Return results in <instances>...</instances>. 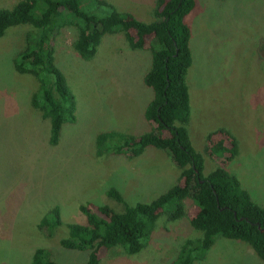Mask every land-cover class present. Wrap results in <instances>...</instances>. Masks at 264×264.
<instances>
[{"label":"rangeland","instance_id":"1","mask_svg":"<svg viewBox=\"0 0 264 264\" xmlns=\"http://www.w3.org/2000/svg\"><path fill=\"white\" fill-rule=\"evenodd\" d=\"M19 0H0L10 9ZM93 9L92 0H86ZM119 12L150 23L158 0H105ZM185 18L191 31L192 64L186 75L190 119L186 127L204 158V173L224 166L252 199L264 204V0H195ZM29 25L11 27L0 37V264H31L36 248L49 250L60 264H80L87 252L67 250L60 240L67 224H83L81 205L96 212L117 190L128 206L149 203L178 181L168 154L152 147L136 158L100 153L99 134L115 131L139 137L150 131L144 111L153 97L143 83L151 67L148 48L132 50L123 34L105 35L96 54L82 59L73 47L76 31L60 29L51 41L56 67L75 97L74 123H64L59 142L49 144L50 123L31 105L37 80L14 69ZM149 44V43H148ZM219 130L237 141L229 162L207 152V136ZM226 136H217V138ZM228 145V141H225ZM54 208L60 225L38 228ZM182 219L161 215L145 247L135 255L100 250L99 264H170L181 244L201 233L190 226L196 206L185 201ZM195 264H264L245 242L215 237Z\"/></svg>","mask_w":264,"mask_h":264},{"label":"trees","instance_id":"2","mask_svg":"<svg viewBox=\"0 0 264 264\" xmlns=\"http://www.w3.org/2000/svg\"><path fill=\"white\" fill-rule=\"evenodd\" d=\"M19 0L10 9H0V37L7 29L29 25L26 44L14 59V69L32 75L38 89L31 96V105L49 120V144L59 142L64 123H74L75 97L63 73L56 67L51 41L62 28L73 27V47L84 60L96 54L105 35L123 34L132 50L148 48L151 67L143 78L153 97L144 111L150 131L135 137L109 131L96 139L100 153L140 156L146 148L165 151L179 170L177 183L149 203L128 206L114 188L109 198L123 205L122 211L101 206L94 212L79 207L83 224H67L62 248L87 252L80 264H99L100 250L121 249L126 255L138 254L155 231L157 221L165 215L169 221L182 219L185 201H191L197 212L190 226L201 233L198 239L185 240L170 264H195L202 260L219 236L247 243L264 262V204L256 203L242 188L238 178L224 166L204 173V158L192 145L187 130L190 119V98L186 75L192 64L191 31L185 22L195 8V0H158L150 23L132 14L119 12L105 0ZM149 43V44H148ZM226 136L217 138V136ZM225 141H228L226 145ZM207 152L214 159L229 162L238 154L236 139L219 130L207 136ZM60 225L59 211L54 208L39 222L40 230ZM263 230V231H261ZM31 264H60L48 249L36 248Z\"/></svg>","mask_w":264,"mask_h":264},{"label":"water","instance_id":"3","mask_svg":"<svg viewBox=\"0 0 264 264\" xmlns=\"http://www.w3.org/2000/svg\"><path fill=\"white\" fill-rule=\"evenodd\" d=\"M261 231H263V230H261Z\"/></svg>","mask_w":264,"mask_h":264}]
</instances>
